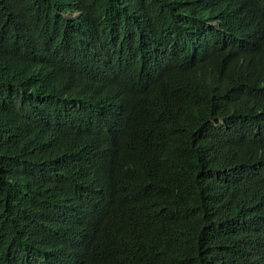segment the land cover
<instances>
[{
	"label": "trees",
	"instance_id": "obj_1",
	"mask_svg": "<svg viewBox=\"0 0 264 264\" xmlns=\"http://www.w3.org/2000/svg\"><path fill=\"white\" fill-rule=\"evenodd\" d=\"M0 264H264V0H0Z\"/></svg>",
	"mask_w": 264,
	"mask_h": 264
}]
</instances>
